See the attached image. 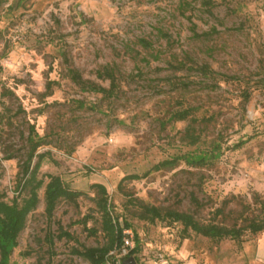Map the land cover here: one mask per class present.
<instances>
[{
    "label": "rangeland",
    "instance_id": "obj_1",
    "mask_svg": "<svg viewBox=\"0 0 264 264\" xmlns=\"http://www.w3.org/2000/svg\"><path fill=\"white\" fill-rule=\"evenodd\" d=\"M0 31V194L17 196L34 127L42 139L37 152L47 153L38 173L44 184L46 174L59 175L89 196L60 200L50 221L43 184L10 264H90L72 247L106 242L92 183L105 186L113 215L131 224L137 264H264V231L245 233L242 243L191 230L185 237L180 223L143 219L127 201L207 222L231 195L264 196V0H2ZM201 64L230 79L190 69ZM106 66L117 77L112 97L80 88L67 72L108 87L97 75ZM189 105L206 118L196 123V145L183 137L188 120L168 121ZM214 142L222 147L218 158L202 165L183 159ZM172 157L174 166L153 168ZM129 174L140 177L121 181ZM83 215L93 217L87 226L96 235L75 222ZM58 223L74 239L60 238Z\"/></svg>",
    "mask_w": 264,
    "mask_h": 264
},
{
    "label": "trees",
    "instance_id": "obj_2",
    "mask_svg": "<svg viewBox=\"0 0 264 264\" xmlns=\"http://www.w3.org/2000/svg\"><path fill=\"white\" fill-rule=\"evenodd\" d=\"M1 1L2 0H0V4ZM180 6L182 7L183 4L181 3ZM194 35L198 36L196 33H194ZM140 43L145 48L151 47V43L148 40L142 39ZM190 69H194V71L203 77L211 78L214 81L216 77L219 76H222L224 79H230L228 76H223L214 72L206 64H201ZM67 72L71 80L82 89L99 92L106 97H112L117 92V77L114 69L110 66H106L97 72L99 77L108 79V87L84 80L80 73L73 68H69ZM53 83V80L47 81V91L50 90ZM244 92L243 100L245 102L249 98V93L246 91ZM2 94L3 92L1 95ZM195 111L196 107L189 105L174 110L168 117V121L188 120L183 137L190 145H196L199 141L200 134L197 133L198 129L196 123L200 124L202 119L206 120L204 117L198 118V116L195 115ZM41 141L42 139L37 134L34 127H32L30 136L28 137V150L20 166L23 178L19 179L16 184L17 196H14L8 201L0 194V264H10V257L14 249L18 246V236L25 227L27 216L36 208L39 202L38 190L43 186L44 178L43 176L39 177L38 173L41 161L47 155L46 152H37L41 145ZM243 143L244 141L239 142L238 145H242ZM221 154L222 147L220 142H214L209 150H197V148H195V150L189 154L184 155L183 159L191 165H202L210 161L211 158H218ZM35 157L36 161L33 162ZM177 161L178 157L165 159L156 163L153 168L158 170L163 167L174 166ZM146 174L147 173H144L142 176ZM45 177L48 179L44 184L43 191L44 211L47 220L51 221L53 219L56 205L60 200H66L76 204L80 197H89L88 192L85 190L71 189L68 187L59 175L46 174ZM139 177L140 176L136 174H129L124 176L121 181ZM89 189H95L97 194L95 197L96 208L100 213L101 230L106 237V242L102 246L72 247V252L86 259L90 264H123L126 258L136 256V252L138 251V243L135 242L134 246L129 249L125 255L120 254V250L125 244L124 230L130 229L131 224L126 220L120 223L118 217L113 215L108 201V194L103 184L92 183L89 185ZM190 199L196 207L201 206L200 200L195 195L191 194ZM127 201L140 207L141 217L143 219L149 221H154L156 219L168 220L180 223L185 231V237L188 235V230H191L195 234L213 240L230 238L237 243H242L245 233L248 232L255 235L264 231V196L257 192H252L250 197L231 195L229 198H225L222 204L215 208L213 217L207 222L195 219L194 215L188 211L161 209L156 206L136 202V200L130 198H128ZM231 203H234L238 209L229 208L226 212L227 207H229ZM218 217H221V220L216 222ZM227 217L232 219V223H222ZM92 218L93 217L90 215H83L75 222L82 225L83 230L86 231L88 235H96L97 229L87 226V222ZM57 225V229L59 230L57 235L60 238L74 239L70 232L64 230L59 223ZM53 236L52 234L50 240H52ZM112 251H114V254L111 253Z\"/></svg>",
    "mask_w": 264,
    "mask_h": 264
},
{
    "label": "built area",
    "instance_id": "obj_3",
    "mask_svg": "<svg viewBox=\"0 0 264 264\" xmlns=\"http://www.w3.org/2000/svg\"><path fill=\"white\" fill-rule=\"evenodd\" d=\"M124 234H125V237H124V243L125 244L122 246V248L120 250L121 255H125L128 252V250L134 246L132 240L130 239L131 231L129 229H126V230H124ZM164 262H166V261H164Z\"/></svg>",
    "mask_w": 264,
    "mask_h": 264
},
{
    "label": "water",
    "instance_id": "obj_4",
    "mask_svg": "<svg viewBox=\"0 0 264 264\" xmlns=\"http://www.w3.org/2000/svg\"><path fill=\"white\" fill-rule=\"evenodd\" d=\"M123 264H137L134 257L130 256L123 261Z\"/></svg>",
    "mask_w": 264,
    "mask_h": 264
}]
</instances>
